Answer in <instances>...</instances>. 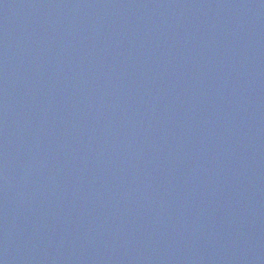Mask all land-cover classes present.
I'll return each instance as SVG.
<instances>
[{
	"label": "water",
	"instance_id": "95a60500",
	"mask_svg": "<svg viewBox=\"0 0 264 264\" xmlns=\"http://www.w3.org/2000/svg\"><path fill=\"white\" fill-rule=\"evenodd\" d=\"M0 264H264V0H0Z\"/></svg>",
	"mask_w": 264,
	"mask_h": 264
}]
</instances>
